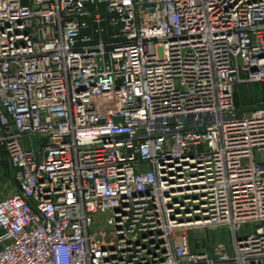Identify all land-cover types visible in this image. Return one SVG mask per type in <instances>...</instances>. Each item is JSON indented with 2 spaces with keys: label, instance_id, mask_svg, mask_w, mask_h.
I'll list each match as a JSON object with an SVG mask.
<instances>
[{
  "label": "built area",
  "instance_id": "2783aa9c",
  "mask_svg": "<svg viewBox=\"0 0 264 264\" xmlns=\"http://www.w3.org/2000/svg\"><path fill=\"white\" fill-rule=\"evenodd\" d=\"M258 83L264 0H0V264H264Z\"/></svg>",
  "mask_w": 264,
  "mask_h": 264
},
{
  "label": "rangeland",
  "instance_id": "374dc122",
  "mask_svg": "<svg viewBox=\"0 0 264 264\" xmlns=\"http://www.w3.org/2000/svg\"><path fill=\"white\" fill-rule=\"evenodd\" d=\"M236 105L243 111H254L264 107V91L261 84L242 85L236 89ZM16 188V182L5 152H0V199L11 194ZM192 249L201 247L212 250V245L224 243L228 251L231 241L227 228L217 230L197 229L189 233ZM197 241H201L198 243Z\"/></svg>",
  "mask_w": 264,
  "mask_h": 264
},
{
  "label": "trees",
  "instance_id": "16d2710c",
  "mask_svg": "<svg viewBox=\"0 0 264 264\" xmlns=\"http://www.w3.org/2000/svg\"><path fill=\"white\" fill-rule=\"evenodd\" d=\"M258 84H261L262 86H263V91H264V83H258ZM235 99H236V97H235ZM238 107V106H237ZM239 108V107H238ZM240 109V108H239ZM240 110H242V109H240Z\"/></svg>",
  "mask_w": 264,
  "mask_h": 264
}]
</instances>
